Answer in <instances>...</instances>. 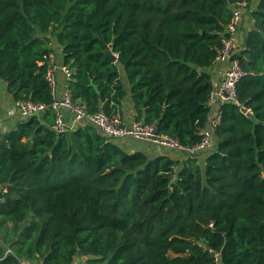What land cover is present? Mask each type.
<instances>
[{
  "label": "trees",
  "instance_id": "16d2710c",
  "mask_svg": "<svg viewBox=\"0 0 264 264\" xmlns=\"http://www.w3.org/2000/svg\"><path fill=\"white\" fill-rule=\"evenodd\" d=\"M238 1L0 0V78L49 105L55 36L74 101L119 112L122 67L135 120L193 145ZM251 18L237 102L198 157L125 151L87 123L58 132L51 107L0 132V264H264V0Z\"/></svg>",
  "mask_w": 264,
  "mask_h": 264
},
{
  "label": "built area",
  "instance_id": "2783aa9c",
  "mask_svg": "<svg viewBox=\"0 0 264 264\" xmlns=\"http://www.w3.org/2000/svg\"><path fill=\"white\" fill-rule=\"evenodd\" d=\"M245 6V0L236 2L232 10V16L225 27V34L222 36V45L215 57V70L211 77V89L208 95L207 104L209 114L207 122L202 130L200 140L193 145H183L176 138L158 132L154 123H147L143 120H134L131 124H125L119 112L107 113L102 109L95 112H88L84 104L72 99L71 91L68 88V80L71 77V69L61 65L65 74V89L62 97H56V69L55 55L49 51L44 57L48 62L47 80L53 93V101L47 105L40 102H33L29 99L14 100L13 110L9 113L16 114L18 118H26L37 115L48 107L55 111V120L52 128L56 131L68 130L65 124L63 111L71 116L73 124L79 126L84 123L92 124L102 134L112 138H134L159 148L176 150L185 156L198 157L205 151L210 150L214 145L213 128L220 118L219 105L223 102H237L236 89L244 70L235 56V36L241 21ZM16 112V113H13ZM16 117V118H17ZM9 251V249H8Z\"/></svg>",
  "mask_w": 264,
  "mask_h": 264
},
{
  "label": "crops",
  "instance_id": "0c3cea01",
  "mask_svg": "<svg viewBox=\"0 0 264 264\" xmlns=\"http://www.w3.org/2000/svg\"><path fill=\"white\" fill-rule=\"evenodd\" d=\"M258 1L259 0H245V6L242 13L241 21L235 36L236 53L242 49L245 36L252 27L253 21L251 18V12L258 4ZM48 45L50 51L55 55V62L58 66L56 69V97L60 98L63 95L65 89V81H66L65 74L61 68V65L63 64L62 46L57 42L55 36L50 37V41ZM57 54H59L60 58L57 57ZM215 66L216 63H214L212 67L208 68L211 74L214 73ZM120 77L127 92L126 95L121 99V107L119 109V112L122 116L124 123L131 124L135 120V116H134L135 112L130 97L129 85L124 71L123 72L120 71ZM13 105H14V100L6 89V82L0 78V132H5L7 130H10L20 119L16 116V114L11 115L9 113L11 110H13ZM63 113L65 118V124L68 127V130L75 129L77 125L73 124L69 113L65 110L63 111ZM114 141L125 151H133L139 149L144 151L149 157H153L158 154H166L173 159H179L181 158V156H183L182 153L179 151L159 148L145 142L144 144L141 145H139V143L130 145L124 138H117ZM205 154H203L202 159L205 157Z\"/></svg>",
  "mask_w": 264,
  "mask_h": 264
},
{
  "label": "rangeland",
  "instance_id": "374dc122",
  "mask_svg": "<svg viewBox=\"0 0 264 264\" xmlns=\"http://www.w3.org/2000/svg\"><path fill=\"white\" fill-rule=\"evenodd\" d=\"M57 57L60 58L59 54H57ZM120 71L123 72L122 67L120 68ZM124 139H125L130 145H132V144H137V143H139V145L144 144L143 141H140V140H137V139H134V138H124ZM212 149H213V147H212L210 150H212ZM85 258H86L85 256L78 255V256L75 257V262H84V261H85Z\"/></svg>",
  "mask_w": 264,
  "mask_h": 264
},
{
  "label": "water",
  "instance_id": "95a60500",
  "mask_svg": "<svg viewBox=\"0 0 264 264\" xmlns=\"http://www.w3.org/2000/svg\"><path fill=\"white\" fill-rule=\"evenodd\" d=\"M104 54H105L108 58H110L112 61H116V60H117V55H116L114 52H112V50H111L110 47L104 49ZM94 88L97 90V87H96L95 85H94ZM241 110H242L243 112H245L246 114H250V113H251V111L248 110V109H246L245 107H241Z\"/></svg>",
  "mask_w": 264,
  "mask_h": 264
}]
</instances>
